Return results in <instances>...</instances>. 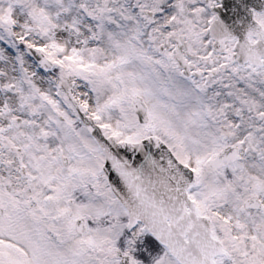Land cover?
I'll use <instances>...</instances> for the list:
<instances>
[{
    "label": "snow or ice",
    "instance_id": "snow-or-ice-1",
    "mask_svg": "<svg viewBox=\"0 0 264 264\" xmlns=\"http://www.w3.org/2000/svg\"><path fill=\"white\" fill-rule=\"evenodd\" d=\"M0 264H264V4L0 0Z\"/></svg>",
    "mask_w": 264,
    "mask_h": 264
},
{
    "label": "flooded vegetation",
    "instance_id": "flooded-vegetation-1",
    "mask_svg": "<svg viewBox=\"0 0 264 264\" xmlns=\"http://www.w3.org/2000/svg\"><path fill=\"white\" fill-rule=\"evenodd\" d=\"M248 7H255L259 9L261 4H264V0H246ZM234 16L231 13V11L227 12L226 15V22L229 23L230 25L233 23Z\"/></svg>",
    "mask_w": 264,
    "mask_h": 264
}]
</instances>
